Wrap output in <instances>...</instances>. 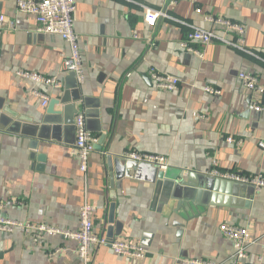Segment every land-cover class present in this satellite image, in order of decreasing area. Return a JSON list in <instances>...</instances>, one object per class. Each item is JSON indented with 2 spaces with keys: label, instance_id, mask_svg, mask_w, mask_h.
<instances>
[{
  "label": "crops",
  "instance_id": "0c3cea01",
  "mask_svg": "<svg viewBox=\"0 0 264 264\" xmlns=\"http://www.w3.org/2000/svg\"><path fill=\"white\" fill-rule=\"evenodd\" d=\"M17 1L0 0V218L76 231L89 203L97 235L146 252L139 260L103 246L93 249L92 264L224 263L234 247L221 227L232 225L255 241L246 263L264 264V190L209 175H264V114L254 111L257 97L238 78L245 72L264 82V0H179L167 9L174 20L160 19L155 28L146 25L144 7L163 11L169 0H74L83 85L64 71L69 45L37 33ZM208 18L244 26V49L214 40L194 45L203 59L184 50L195 28L236 42ZM152 69L179 79L178 89H156ZM19 72L58 78L62 88ZM33 90L50 98L47 106ZM78 113L97 139L86 176L72 153ZM128 153L166 157L165 178ZM77 250L60 236L36 243L24 230L0 231V264H83Z\"/></svg>",
  "mask_w": 264,
  "mask_h": 264
},
{
  "label": "built area",
  "instance_id": "2783aa9c",
  "mask_svg": "<svg viewBox=\"0 0 264 264\" xmlns=\"http://www.w3.org/2000/svg\"><path fill=\"white\" fill-rule=\"evenodd\" d=\"M179 0H169L165 10H154L144 7L145 23L150 28H155L160 19H171L167 9L177 5ZM18 9L25 14L31 15L35 18L38 28L37 33L49 36H56L61 38L69 45L70 54L64 62V71L68 74H74L79 85L85 83V69L80 48V36L75 29V15L77 12V4L74 0H18ZM196 13H201L200 9ZM208 21L216 23L218 26L225 29L227 33H234L237 36L236 42L229 41L224 37L216 34L195 28L188 34L187 40L181 44V47L189 53L204 58V53L200 47L208 46L214 40H218L230 47L244 49L246 33L245 27L233 23L226 19ZM5 17L0 18V33L4 28ZM186 25L182 21H177ZM150 79L158 90L175 91L180 85L179 79L170 76L162 75L152 69L149 73ZM18 76L28 82L37 85H46L54 89H61L62 82L58 78H50L44 75L19 72ZM244 89L249 93L256 95L257 101L254 104V111L256 113L264 114V82H261L258 77L250 73L242 72L238 76ZM205 92L220 96L221 91L206 87ZM32 94L43 100L44 106L50 102V98L41 91L33 90ZM75 145L73 148V155L79 161V171L86 176L89 169V162L92 154L95 151L97 139L87 130L86 118L84 114L78 113L75 118ZM227 143L235 144L237 146L243 145V141L236 140L232 137L226 139ZM264 146V143L261 144ZM126 158L140 164H146L157 168L159 171L165 172L169 168V161L166 157L160 155H149L139 153H128ZM210 176L217 177L233 183L251 186L256 192L264 190V175L257 174L253 176H245L236 173H221L218 170H213L209 173ZM96 213V208L89 203H85L80 209V227L76 231L60 229L45 225H32L30 223H23L15 220L0 218V231L6 233H13L16 229L24 230L27 234H32L34 241L37 243L44 237L60 236L65 240L75 241L78 243L77 254L83 261V264H92L93 249L99 247H108L116 255L135 258L143 260L146 258V252L143 246L136 242L125 241L122 239L110 240L105 236H99L94 232L93 218ZM223 235L228 238L234 247V253L231 258L224 263H214L206 260H184L181 264H247L248 248L255 241L246 228H240L232 225H223L221 227Z\"/></svg>",
  "mask_w": 264,
  "mask_h": 264
},
{
  "label": "water",
  "instance_id": "95a60500",
  "mask_svg": "<svg viewBox=\"0 0 264 264\" xmlns=\"http://www.w3.org/2000/svg\"><path fill=\"white\" fill-rule=\"evenodd\" d=\"M32 159H35L34 155H32ZM38 159L41 162H45V157L44 156L38 157ZM114 164H115V167H116L117 162L116 163L114 162ZM109 165H110V170L112 172L114 170L113 169V159H109ZM140 165H145L146 166V164H140ZM147 166H150V165H147ZM151 167H153V166H151ZM117 170H119L118 165H117ZM157 171H158V178L159 179H164L165 178V172L159 171L158 169H157ZM119 230H120V226L118 225V232H119Z\"/></svg>",
  "mask_w": 264,
  "mask_h": 264
}]
</instances>
